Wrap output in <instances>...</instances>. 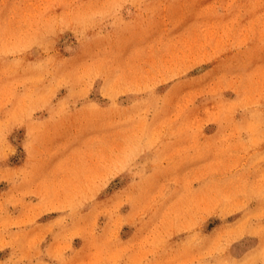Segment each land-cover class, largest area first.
Segmentation results:
<instances>
[{
    "label": "rangeland",
    "instance_id": "374dc122",
    "mask_svg": "<svg viewBox=\"0 0 264 264\" xmlns=\"http://www.w3.org/2000/svg\"><path fill=\"white\" fill-rule=\"evenodd\" d=\"M0 264H264V0H0Z\"/></svg>",
    "mask_w": 264,
    "mask_h": 264
}]
</instances>
